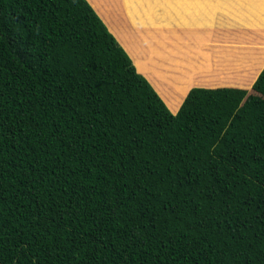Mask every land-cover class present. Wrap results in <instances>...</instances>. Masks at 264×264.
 Listing matches in <instances>:
<instances>
[{
    "label": "trees",
    "instance_id": "1",
    "mask_svg": "<svg viewBox=\"0 0 264 264\" xmlns=\"http://www.w3.org/2000/svg\"><path fill=\"white\" fill-rule=\"evenodd\" d=\"M90 3L0 0V264H264L258 89L172 113Z\"/></svg>",
    "mask_w": 264,
    "mask_h": 264
},
{
    "label": "rangeland",
    "instance_id": "2",
    "mask_svg": "<svg viewBox=\"0 0 264 264\" xmlns=\"http://www.w3.org/2000/svg\"><path fill=\"white\" fill-rule=\"evenodd\" d=\"M248 1L249 0H192L195 6L207 10L208 14L206 15L205 13V18L202 19L201 22L184 26L181 24L179 18L170 19L168 20L169 23L166 26L163 25L161 28H163L165 34V28H170L168 31V33H170L167 40V42H169L168 45L171 47L179 46L181 50L183 49V51H185V55L190 54L188 50L189 46L188 44L185 45V43H189L191 39L195 42L198 40V36L201 37V54L195 57L194 65L190 67L193 70H187L194 74L195 77L208 79V81L211 82V80L218 77L220 79V77L222 78L223 76L224 79V77L230 78L233 75L234 85H240L249 90L253 89V86L256 87L258 91L252 90L254 92L250 97L248 105L251 104V108L256 109L253 113L252 120L257 116L259 120L257 123H262L264 119V21L248 15L247 9L249 5L253 4V2L249 4ZM102 5L107 8L105 12L106 16L103 18L106 23L111 19L117 21L122 28L126 26L132 28L130 29L131 36L127 38L126 36L129 35V32H127L128 29L121 28V34L123 33L126 39L125 41L119 40L121 44H124L131 55H136V53L141 51L142 44L140 42L142 38L143 45L149 49L143 36L145 34L148 40L149 38L155 40L156 35L153 31L154 24L152 25L153 28L149 25H145L141 27L142 30L137 28L131 21L128 25L123 0H107L105 3L103 2ZM130 5L132 6L133 15L139 17L140 14L136 9L134 0H130ZM93 7L95 8V5H93ZM168 14L170 15V13ZM99 15L101 16V14ZM107 25L109 29L112 28L110 23H107ZM198 26L199 29L197 30ZM187 29L190 31L186 34L185 31ZM195 32H197V34H195ZM164 54L166 57L161 59V55H159L160 59L158 62L164 64L163 67L164 70H166L168 78L170 71L175 69L179 65V62L174 60L175 55L171 56L170 53ZM200 60L204 62L203 64H205V66H198ZM179 71L181 70L179 69ZM165 81L166 79L163 80V82ZM252 91H250V94ZM241 113L242 112L237 113L233 125L242 123L240 118L243 115H241ZM242 124L244 126L250 125V123ZM257 137L258 135L256 134L244 135V140L240 141L244 143V141L250 138L247 144L249 148H251ZM243 159H246L244 155L241 160Z\"/></svg>",
    "mask_w": 264,
    "mask_h": 264
},
{
    "label": "crops",
    "instance_id": "3",
    "mask_svg": "<svg viewBox=\"0 0 264 264\" xmlns=\"http://www.w3.org/2000/svg\"><path fill=\"white\" fill-rule=\"evenodd\" d=\"M89 1L96 6V12L98 14H101V16H99L105 22V24L107 25V23H110V25L112 26V28L110 29L112 31L109 29L108 25L107 27L114 34L118 41H125L128 36H131L130 29L132 28H130L129 26H124L125 28H122L120 27V24H118L115 20L110 19V21L106 23V21L103 19L104 16H106L105 12L107 8L103 6L102 3H105L107 0ZM123 2L125 15L128 22L127 24L129 25V22L131 21L140 30H142L141 27L145 25H149L153 28L152 25L154 24L153 31L156 37L155 40H152L150 38L148 40L144 34L143 37L146 40L149 49L146 48L145 45H143L142 38V41L140 42L142 44V49L139 53H136V55H131L125 48L124 44H121L120 41L119 43L123 46V48L130 56L137 72L142 74L150 82V84L163 99L172 113L177 112L189 89L192 87L236 86L233 83V75L230 78L224 77L223 79V76L222 78L220 77V79L219 77L215 78L214 80H211L212 83L208 81V79L195 77L194 74L189 71L193 70L190 67L194 65L195 57L201 54V37L198 36V40H196L195 42H193L191 39L189 43H185V45L188 44V50L190 51V54L185 55V51H183V49L181 50L179 46L171 47L168 45L169 42H167V40L170 35L168 31L170 30V28H165V30L167 29L166 34L164 33L163 28H161L163 25L166 26L169 23L168 20L177 18L180 19L181 24L184 26H187L189 24L191 25L192 23H199L202 19L205 18V13L206 15L208 14L207 10H203V8L195 6L192 3V0H134L136 9L140 14L139 17H135L132 13L133 10L132 6L130 5V0H123ZM248 2L249 4L250 2H253V4L249 5L247 9L248 15L254 18L257 17L259 18V20L264 21V0H249ZM168 13H170V15ZM121 28L128 29L127 32H129V35H127L126 38L123 33V35L121 34ZM198 29L199 26L197 30ZM188 31L190 30L187 29L185 33L187 34ZM195 34H197V32H195ZM163 52L166 54L170 53L171 56L175 55L174 60H177L179 62V65L175 69H172L170 71L168 78L166 70H164L163 67L164 64L158 62V60L160 59L159 55H161V59L163 57H166ZM203 63L204 62L200 60L198 66H205V64ZM179 69L181 71H179ZM164 79H166L165 82H163Z\"/></svg>",
    "mask_w": 264,
    "mask_h": 264
}]
</instances>
